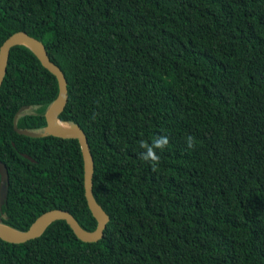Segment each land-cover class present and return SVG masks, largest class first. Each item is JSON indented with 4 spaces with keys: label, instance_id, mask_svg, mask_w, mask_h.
Listing matches in <instances>:
<instances>
[{
    "label": "trees",
    "instance_id": "trees-1",
    "mask_svg": "<svg viewBox=\"0 0 264 264\" xmlns=\"http://www.w3.org/2000/svg\"><path fill=\"white\" fill-rule=\"evenodd\" d=\"M16 31L40 39L65 76L59 119L85 132L109 220L96 242L64 220L23 243L0 238V264H264V0H0V45ZM57 93L33 52L13 46L0 219L19 230L53 208L97 225L78 140L13 128L28 106L17 127L42 130ZM159 136L169 144L153 169L139 144Z\"/></svg>",
    "mask_w": 264,
    "mask_h": 264
},
{
    "label": "water",
    "instance_id": "water-1",
    "mask_svg": "<svg viewBox=\"0 0 264 264\" xmlns=\"http://www.w3.org/2000/svg\"><path fill=\"white\" fill-rule=\"evenodd\" d=\"M16 45H24L28 47L40 61L41 65L55 76L58 85V93L55 99L45 110L44 116L46 125L42 130L32 131L17 127V118L24 111L29 109L28 106L21 107L15 114L13 119V128L17 133L29 137H43L51 135L60 138H75L78 140L83 160L84 195L88 208L90 209L93 217L96 219L97 225L95 229L91 231L86 230L78 223L69 211L53 208L36 217L26 230L13 228L3 223L0 219V238L10 243H23L30 239L39 237L51 222L55 220H64L77 238L84 242H96L102 238L109 217L96 201L92 192L94 162L85 132L77 124L63 122L59 119V114L65 108L68 100L67 81L65 76L62 70L50 60L47 50L40 39L29 35L25 31H16L8 36L0 45V86L7 71L10 49ZM24 156L29 158L28 155L24 154ZM7 187V167L0 161V210L6 200Z\"/></svg>",
    "mask_w": 264,
    "mask_h": 264
},
{
    "label": "clouds",
    "instance_id": "clouds-1",
    "mask_svg": "<svg viewBox=\"0 0 264 264\" xmlns=\"http://www.w3.org/2000/svg\"><path fill=\"white\" fill-rule=\"evenodd\" d=\"M187 147L193 148L194 142L192 137L187 138ZM169 144V139L166 136L156 137L151 143L141 141L139 144L140 149H142L140 156L146 162H149L153 169L160 161L159 155H157V150L163 151V149Z\"/></svg>",
    "mask_w": 264,
    "mask_h": 264
},
{
    "label": "rangeland",
    "instance_id": "rangeland-1",
    "mask_svg": "<svg viewBox=\"0 0 264 264\" xmlns=\"http://www.w3.org/2000/svg\"><path fill=\"white\" fill-rule=\"evenodd\" d=\"M27 111H31V109H28V110H26L25 112H27Z\"/></svg>",
    "mask_w": 264,
    "mask_h": 264
}]
</instances>
